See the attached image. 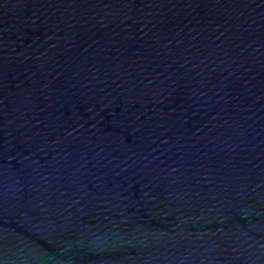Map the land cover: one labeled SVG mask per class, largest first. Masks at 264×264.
<instances>
[{
    "label": "water",
    "instance_id": "95a60500",
    "mask_svg": "<svg viewBox=\"0 0 264 264\" xmlns=\"http://www.w3.org/2000/svg\"><path fill=\"white\" fill-rule=\"evenodd\" d=\"M0 264H264V0H0Z\"/></svg>",
    "mask_w": 264,
    "mask_h": 264
}]
</instances>
